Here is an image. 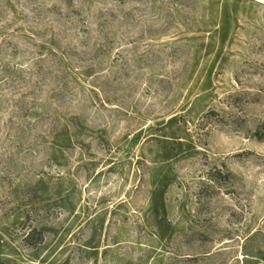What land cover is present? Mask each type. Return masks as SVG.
Here are the masks:
<instances>
[{
  "label": "rangeland",
  "instance_id": "obj_1",
  "mask_svg": "<svg viewBox=\"0 0 264 264\" xmlns=\"http://www.w3.org/2000/svg\"><path fill=\"white\" fill-rule=\"evenodd\" d=\"M264 0H0V262L264 264Z\"/></svg>",
  "mask_w": 264,
  "mask_h": 264
},
{
  "label": "trees",
  "instance_id": "obj_2",
  "mask_svg": "<svg viewBox=\"0 0 264 264\" xmlns=\"http://www.w3.org/2000/svg\"><path fill=\"white\" fill-rule=\"evenodd\" d=\"M259 130H260V129H258L257 132H255V135H257L260 139H261V138H264V136H260V134H259V133H260ZM0 264H5V263L0 262Z\"/></svg>",
  "mask_w": 264,
  "mask_h": 264
}]
</instances>
